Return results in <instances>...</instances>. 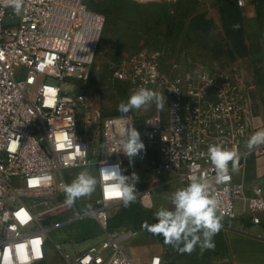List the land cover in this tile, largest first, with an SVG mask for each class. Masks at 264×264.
I'll use <instances>...</instances> for the list:
<instances>
[{
    "label": "built area",
    "instance_id": "1",
    "mask_svg": "<svg viewBox=\"0 0 264 264\" xmlns=\"http://www.w3.org/2000/svg\"><path fill=\"white\" fill-rule=\"evenodd\" d=\"M247 1L235 0L239 7ZM89 3L24 0L16 15L0 0V264L43 263L59 215L74 210L72 218L81 217L75 203L65 204L63 185L65 170L93 163L87 137L91 122L83 130L77 128L78 108L87 106L77 81L89 77L105 16ZM114 78L129 87L130 95L140 87L161 92L164 106L157 109L153 103L97 124L96 137L104 152L95 163V203L85 216L95 219L105 237L73 255L52 241L67 264H166L158 254L149 259L131 255L121 243L131 231L118 233L109 227V208L123 201L106 195L115 191L113 181L100 169L119 164L126 175L129 158L122 152L120 129L128 126L139 124L141 141L156 149L154 175H166L181 188L191 176H203L218 202L221 221L242 217L264 224V174L246 182L231 171L230 163L231 179L216 184L208 157L210 145L233 149L243 171L251 157L264 155V145L251 152L246 147L249 103L244 82L235 72L186 66L181 60L165 69L159 49L141 48L124 57ZM77 145L85 155H77ZM137 195L144 208L153 207L152 188Z\"/></svg>",
    "mask_w": 264,
    "mask_h": 264
},
{
    "label": "rangeland",
    "instance_id": "2",
    "mask_svg": "<svg viewBox=\"0 0 264 264\" xmlns=\"http://www.w3.org/2000/svg\"><path fill=\"white\" fill-rule=\"evenodd\" d=\"M89 4L105 16L104 29L89 77L83 82L77 81L87 104L86 107L78 108L77 128L83 130L87 121L91 122L87 137L93 163L65 170L67 184H71L85 170L96 179L95 163L104 152V146L96 137L97 124L105 117L125 114L119 112L117 106L121 101H127L130 90L124 82L114 78V73L124 57L138 49H159L165 69L174 60H181L186 66L203 65L233 71L246 87L248 110L253 109L252 89L256 91L258 88L264 105V55L251 53L246 41L249 30L247 20L259 18L264 30V5L261 2L255 4L254 8L237 12L232 10L234 0H160L145 3L136 0H90ZM233 22L240 25L241 30H234ZM50 80L55 81L52 78ZM136 130L139 132V124ZM143 144L144 149L131 159V163L128 161L124 165L126 176L136 173L139 177L135 185V202L127 208L123 202L109 208L111 231L128 228L134 231L133 237L124 243L129 246L132 255L149 252L156 245L153 243L163 241L162 236H153L141 225L144 221L149 224L157 222L154 213L160 208L173 210L171 194L180 189L179 183L173 179L152 173V161L157 151ZM147 188H152L154 201L150 209L141 205L137 195ZM96 195L95 186L90 196L76 199L75 205L81 217L73 219L74 210L59 215L58 226L50 232L47 259L41 264H67L54 250L52 241L60 242L62 250L72 255L88 249L91 243L99 245L105 233L91 215L85 216L94 205ZM162 244L160 242L158 245Z\"/></svg>",
    "mask_w": 264,
    "mask_h": 264
},
{
    "label": "clouds",
    "instance_id": "3",
    "mask_svg": "<svg viewBox=\"0 0 264 264\" xmlns=\"http://www.w3.org/2000/svg\"><path fill=\"white\" fill-rule=\"evenodd\" d=\"M4 3L6 7H11L16 15H19L22 12L24 0H4ZM198 71L197 69V74ZM164 102L165 97L161 92L140 87L128 97L126 102L121 101L117 110L126 114L131 110L146 109L153 103L157 109H162ZM120 134L122 152L131 163V158L138 155L145 146L140 139V133L133 126L121 128ZM259 145H264V130L254 132L246 143L249 152ZM85 154L86 152H82L81 147L77 145V155ZM208 157L216 173V184H224L231 179L230 163L232 172L239 171L240 158L233 149L218 144L210 145ZM100 172L105 179L113 181L111 188L115 191H108L106 195L119 197L125 208L135 202L137 192L135 185L139 179L136 173H132L131 176L123 175L119 164L101 168ZM96 183V179L87 170L81 171L71 184L63 185L65 204L71 207L76 199L90 196L95 190ZM171 204L174 206L173 210L160 208L154 213L157 222L149 224L144 221L141 227L153 236H162L163 243L171 245L180 254H191L197 245L201 253L214 249L213 237L222 228V216L217 214L218 202L212 195L207 179L203 176H191L186 187L171 194Z\"/></svg>",
    "mask_w": 264,
    "mask_h": 264
},
{
    "label": "crops",
    "instance_id": "4",
    "mask_svg": "<svg viewBox=\"0 0 264 264\" xmlns=\"http://www.w3.org/2000/svg\"><path fill=\"white\" fill-rule=\"evenodd\" d=\"M258 2L264 5V0H248L247 4L240 8V11L254 8ZM247 25L249 30L246 41L251 53L258 52L264 55L262 51L264 49V30L259 18L247 20ZM252 56L254 55L252 54ZM257 89L256 91L252 89L251 93L253 94L251 97L253 109L249 108V137L258 130H264V105ZM262 174H264V155L251 157L245 164L244 170L239 169L236 172V176H244L246 182H251ZM179 188H181L180 184ZM221 223V230L213 237L214 249L201 253L200 247L197 245L191 254H180L171 245H165L163 241H160L163 243L162 245H158L160 242L153 243L156 245L149 252L133 256L149 259L152 255L158 254L162 256L166 264H264V224H254L242 217L221 221ZM116 230L118 233L131 231L126 238L121 240V243L130 250L129 246L124 243L133 237L134 231L129 228ZM94 244L95 242L89 246Z\"/></svg>",
    "mask_w": 264,
    "mask_h": 264
},
{
    "label": "trees",
    "instance_id": "5",
    "mask_svg": "<svg viewBox=\"0 0 264 264\" xmlns=\"http://www.w3.org/2000/svg\"><path fill=\"white\" fill-rule=\"evenodd\" d=\"M234 7L232 8V10H235L236 12L237 11H239L240 10V8L241 7H239L237 4H236V2H235V0H234ZM234 23V22H233ZM234 25H236L235 23L232 25V27L234 26ZM234 28V27H233ZM239 29L241 30V26L240 25H238V27H235L234 28V30H237V31H239ZM229 31V30H228ZM236 33H239V32H236Z\"/></svg>",
    "mask_w": 264,
    "mask_h": 264
}]
</instances>
